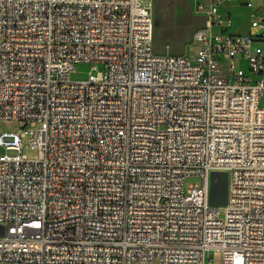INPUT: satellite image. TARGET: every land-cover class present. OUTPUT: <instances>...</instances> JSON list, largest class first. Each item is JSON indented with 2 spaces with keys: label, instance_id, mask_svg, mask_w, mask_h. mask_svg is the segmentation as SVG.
<instances>
[{
  "label": "built area",
  "instance_id": "built-area-1",
  "mask_svg": "<svg viewBox=\"0 0 264 264\" xmlns=\"http://www.w3.org/2000/svg\"><path fill=\"white\" fill-rule=\"evenodd\" d=\"M194 7L190 58L149 2L0 0V264H264V0Z\"/></svg>",
  "mask_w": 264,
  "mask_h": 264
},
{
  "label": "rangeland",
  "instance_id": "rangeland-1",
  "mask_svg": "<svg viewBox=\"0 0 264 264\" xmlns=\"http://www.w3.org/2000/svg\"><path fill=\"white\" fill-rule=\"evenodd\" d=\"M143 4L149 2V10L152 18L153 40L152 47L155 52L175 53L194 56L196 44L193 42L195 30L201 28L202 18L196 12L194 0H141ZM233 24L224 31L244 33L248 30L247 11L243 8L233 9ZM90 70V66L84 63L76 64L74 70L69 74L72 80L83 79ZM94 74V72H92ZM264 101H261V105ZM16 128L14 121L0 120V133H11ZM21 154L31 159L37 154L35 148L28 144L27 136L20 137ZM1 153L13 154V150H4ZM196 177H186L183 180V192L189 185L199 184Z\"/></svg>",
  "mask_w": 264,
  "mask_h": 264
},
{
  "label": "water",
  "instance_id": "water-1",
  "mask_svg": "<svg viewBox=\"0 0 264 264\" xmlns=\"http://www.w3.org/2000/svg\"><path fill=\"white\" fill-rule=\"evenodd\" d=\"M227 199V174L225 172L212 173L209 202L211 205H224ZM2 226H0V234Z\"/></svg>",
  "mask_w": 264,
  "mask_h": 264
},
{
  "label": "bare ground",
  "instance_id": "bare-ground-1",
  "mask_svg": "<svg viewBox=\"0 0 264 264\" xmlns=\"http://www.w3.org/2000/svg\"><path fill=\"white\" fill-rule=\"evenodd\" d=\"M152 40H153V33H152Z\"/></svg>",
  "mask_w": 264,
  "mask_h": 264
}]
</instances>
